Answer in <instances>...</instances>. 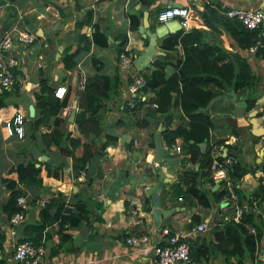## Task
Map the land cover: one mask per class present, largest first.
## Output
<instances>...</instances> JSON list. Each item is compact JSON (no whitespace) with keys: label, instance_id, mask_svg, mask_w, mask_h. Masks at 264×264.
Instances as JSON below:
<instances>
[{"label":"crops","instance_id":"0c3cea01","mask_svg":"<svg viewBox=\"0 0 264 264\" xmlns=\"http://www.w3.org/2000/svg\"><path fill=\"white\" fill-rule=\"evenodd\" d=\"M174 1L195 7L193 9L197 16L194 18L201 20L197 10L202 9L204 0ZM219 1L224 4L264 8V0ZM165 5H169V0H153L150 3H144L141 0H0V37L5 32L14 35L20 30L36 33L31 42L16 45L14 50L18 58L15 66V84L12 86L13 89L7 88L9 91L5 99L7 102H17L21 106L24 113L25 131L21 137L6 133L3 117L9 114L11 103L7 107L0 108V176L15 162L35 158V165L41 167L40 176L42 178L39 187L28 188L18 184V187L25 191L28 206L25 220L16 225L11 224L5 218V213L1 209V203L7 198L9 190L0 183V233L3 235L0 257L4 259L5 264H14L10 257L11 246L23 235V226L38 219L40 208L38 204L42 205L44 200L57 195V192L62 193L63 201L76 204L79 199V206L82 201L81 203H84L87 208H82V212L86 213V218L84 216L85 219H82L78 216L81 207L77 204L71 207L78 219L74 221L75 224L63 228L62 231L69 233L72 239L78 234V241L76 243L72 241L79 248L70 252L59 251L50 258L47 257V253L53 241L57 240L58 233L54 225H46L41 238L45 259L41 264H158L148 246L150 244L132 246L126 243L125 236L133 231H148L152 234L162 225H166L171 233L178 232L185 235L189 243L194 245L206 241L217 243L213 234L214 228L222 225L223 216L225 219L232 218L223 195L217 202L205 204L194 196L182 194L185 188L182 183L175 186L179 173L183 169L198 168L199 158L189 161L186 159L187 153L181 150L175 151L171 147L170 153L163 155L162 161L159 162L165 176L168 177L159 191V203L162 208L169 209L170 212L162 216L159 225L155 226L151 222V203L148 213L143 210V198L148 196L144 192V187L154 182L157 177L155 162L150 160L154 149L153 144H150V141L153 142L154 122L163 125L164 123L162 116H158L150 118V125L135 124V121L143 117L144 108H149V103H143L142 107L134 111L122 109L125 72L120 68L119 55L121 51L130 55L131 66L135 70L139 69L135 66L133 59L144 50L148 40L139 29L142 17L144 15L148 28L151 30L156 24L154 23L156 21L155 9ZM86 13L89 14L85 16ZM129 13L139 14L136 31L128 28ZM180 28L186 30L188 26ZM204 29L208 31L206 26ZM95 32H99L98 38L104 37L106 44L93 40L92 34ZM208 32L211 34L209 37L211 40H216L225 49H233L228 43L227 35L216 30ZM167 33L170 32L165 34ZM122 34L126 35V40L122 44L123 49L117 51V44L122 40ZM160 37L155 38L153 48L156 52L150 58L149 68L164 65L166 71L171 73L175 70V62L182 58V49L179 43L170 48L162 47ZM83 45H87V48H83ZM76 47L78 51L73 56L74 66L64 68L60 61L63 50L67 48L68 52H71ZM251 64L263 75L261 84L259 83L260 96L264 94V55L260 59L253 58ZM95 72L108 75L116 73L120 78L117 92L104 101L103 118L101 119L102 132H111L116 135L117 139L115 143L106 145L101 154L86 161L84 176L78 172L74 177L71 170V157L65 156L59 149L60 145L57 146L53 142L46 147L38 135L40 132H48L54 128L53 118L49 117L45 123L39 124L34 135L26 130V126L29 118L36 112L34 94L39 90L40 81L43 79L47 86L55 87L62 84L65 86V91L66 88L69 91L67 104L59 111V115L65 119L57 128L62 131L69 130L72 136H79L80 131L73 121L75 112L80 110L77 99L84 78ZM242 94L229 86H224L223 90L214 96L206 110L211 115L214 124L210 130L211 135L215 138L224 137L225 143L234 142L235 145H241L240 159L248 171L242 175L240 181L246 191L247 187L251 189L254 187L250 169L262 159L264 151L261 153L260 148L263 150L264 147L254 145L252 148L249 142L253 133L250 130L248 118L243 112L244 101L241 99L247 92L243 91ZM173 99H176L175 95ZM173 99L171 126L181 120V111L176 108L178 105L173 102ZM29 103L34 106L31 116L27 108ZM259 107L261 106L257 108L260 109ZM72 108H74V114L69 120L68 116ZM256 119L258 124L264 125V118L256 117ZM115 120H119V123L114 124ZM231 129L235 132L232 130L233 132L230 133ZM101 137L100 135L99 139ZM172 144H180V139L175 138ZM162 145L166 146L163 141ZM213 149H217L215 153H221V155L226 150L219 143L213 145ZM44 159H50L53 163L63 162V165L66 163L59 176L46 175L44 165L38 162ZM124 164L125 183L116 189L112 197L109 191ZM254 173L257 175L261 173V170L257 168ZM210 182H214L211 189L219 186L218 182L213 181L212 178L208 180L207 176L200 177L199 186L207 191ZM206 194L210 196L209 192ZM144 204L147 207V204ZM262 208L264 210V204ZM132 209H135V215L132 214ZM253 211H256L254 212L256 221L264 224V213L256 207ZM193 214L199 218L191 224ZM136 218L140 221H136ZM204 218L209 220L208 229L202 232L193 231L194 223ZM224 258L225 255L221 249L215 248L207 254L190 256L186 264H227ZM229 260L236 264L234 255H231ZM243 264H264V233L257 243L255 253L252 256L246 254Z\"/></svg>","mask_w":264,"mask_h":264},{"label":"trees","instance_id":"16d2710c","mask_svg":"<svg viewBox=\"0 0 264 264\" xmlns=\"http://www.w3.org/2000/svg\"><path fill=\"white\" fill-rule=\"evenodd\" d=\"M152 1L141 0L144 3H150ZM183 4L188 5L187 3ZM232 5L229 3L224 4L219 0H204L202 9L197 10L201 19L200 21L191 17L189 19L188 29L183 30L180 28L174 32L163 34L160 37V45L164 48L173 47L176 43H179L181 46L182 58L175 62V70L173 72L168 73L164 65L158 67L153 66L152 68L145 66L137 70L131 66L134 72L140 71L142 75L144 74V84L137 90L142 92L150 90L153 92V96L141 99V93L133 95L131 96L133 105H129L126 102L125 93H122V96H124L122 109L126 111L136 110L146 100L155 102V106L152 107L150 105L149 108H144L145 113L143 117L135 121V124L138 126L150 125L151 117L162 116L164 129L160 133L163 143L166 146H170L175 138H180L179 146L182 152L187 153L186 159L189 161L200 159L197 169H183L179 173L175 186L178 183L179 185L182 183L185 186L182 194L194 196L205 204L217 202L226 193V189L220 187L224 183L223 179L219 181V186H216L214 189L210 188L214 182H210L207 191L206 189H201L199 186L200 177L207 176V179L211 180V176H209V164L212 158L213 145L218 143L222 144L226 148V154L232 153L236 157V161L227 175L232 183L233 189L240 198L245 193L240 179L248 171V168H246L244 162L240 159V153L242 151L241 145H235L234 142L225 143L224 137L215 138L211 135L210 130L214 127V124L206 107L211 103L214 96L223 90L224 86H229L233 90L238 91L239 94H242L243 91L247 92L241 98L244 101L243 112L247 118V112L252 107H256L257 109L255 112L257 118H264V102L261 104L255 102L261 92L260 84L263 75L256 71L251 64L253 58L260 59L264 55V37L263 39H258L256 29H249L239 19L228 17L223 13V10ZM163 7L158 6L155 9V13ZM88 14L86 13L85 16ZM138 23L139 14L129 13L128 28L136 31ZM205 26L208 28V31L216 30L227 35L229 39L228 43L233 49H225L216 40H211L209 38L211 34L204 29ZM97 34L99 32L92 34L93 40L101 44H106L104 37L98 38ZM121 37L122 40L117 44V51L123 49L122 44L126 40L125 34H122ZM252 45L255 48L252 52H249L248 47ZM83 48H87V45H83ZM77 51L78 47L71 52H68L67 48L63 50L60 61L64 68L74 66L75 60L73 56ZM119 79L116 73L108 75L97 72L84 78L77 99V105L80 110L75 112L73 118V121L77 124L80 131L79 136H72L69 130L62 131L57 128L60 122L65 119L59 115V111L67 104L69 96L67 88L61 97H57L53 94L54 87L47 86L44 83L45 80L42 79L39 84V90L34 94L36 112L29 118L26 130L31 135H34L39 124L45 123L49 117L51 119L53 118L54 128L48 132H40L38 135L46 147L49 143L53 142L57 146L60 145L59 149L65 156L69 155L71 157V170L74 177L84 167L86 161L101 154L106 145L116 142L117 137L115 134L102 132L103 123L101 119L103 118L104 101L110 99L117 92L116 89ZM124 80L123 89L132 81L129 72H125ZM14 84L15 82L9 87L3 88L0 92V108L7 107L11 103L9 106V114L3 117L4 121L12 119L16 112L22 113L24 117L19 103L7 102L5 99V95L9 91L7 88L13 89L12 86ZM14 88L16 87L14 86ZM174 95L176 99H173ZM172 99L178 105L176 108H179L181 111L180 122L173 126L170 125L173 116L171 110ZM258 106H261V108L258 109ZM155 113H158V115H155ZM113 123L118 124L119 120H115ZM4 130L7 133L5 126ZM232 130L234 131V129H231L230 133L233 132ZM100 135L102 136L101 139H99ZM251 135L252 138L249 142L252 148L254 145H262L264 147V133L263 135ZM199 142L205 143V149L201 150L199 148ZM150 144H153V142L150 141ZM216 157L221 159L223 156L219 153ZM35 161V158L17 161L0 176V183L9 190L7 198L1 203V209L5 213L7 220L9 215L17 207L15 205L16 196L18 194L25 195L24 189H20L18 184L29 188L39 187L42 183L40 176L41 167L40 165H35ZM38 162L44 165L43 168L46 175L53 174L54 176H59L66 164L64 163L63 165V162L53 163L50 159H44ZM257 168L261 170V173L255 175L254 172ZM250 171V177L254 184V187L251 189L250 203L254 207L259 208L264 204V153L262 159L258 163H255ZM206 192H209L210 196ZM61 198L62 193L57 192V195L50 196L46 201L44 200V204H38V207H40L38 219L34 222L26 223L23 226V235L16 241L28 240L35 246L41 245L44 228L46 225L52 224L56 227L58 238L49 247L47 257L50 258L59 251L70 252L78 250L79 246L74 244L70 234L63 232L62 229L75 224L74 221L78 219V216L85 219L86 213L82 212V208H87L84 203H81L82 201H80L81 206H79L78 199L76 204L81 208L77 216L74 210L71 209L76 204L63 201ZM143 201V210L148 213L149 204L151 203L150 196H145ZM144 203L147 204V207H145ZM25 211L27 212V209ZM256 211L243 210L238 221L233 220L231 217L225 219L223 216L222 225L216 226L213 231L217 243L210 241L198 245L189 243L190 256L194 257L199 254H207L215 248H220L225 255L224 260L227 264H233L229 260L231 255L235 256L236 264H243L246 254L252 256L255 253L257 243L264 233V224H259L255 219L254 212ZM191 217V224L199 218L195 214ZM261 222L263 221L261 220ZM246 224H251L253 231H250L246 227ZM2 240L3 235L0 233V245ZM13 245L11 246L10 252H12ZM43 260L44 251L41 260L35 264H41ZM0 264H5L4 259L1 257Z\"/></svg>","mask_w":264,"mask_h":264},{"label":"built area","instance_id":"2783aa9c","mask_svg":"<svg viewBox=\"0 0 264 264\" xmlns=\"http://www.w3.org/2000/svg\"><path fill=\"white\" fill-rule=\"evenodd\" d=\"M196 11L189 5H167L159 9L156 14V23H164L168 20L175 19L179 22L180 27L188 26L189 19L196 17ZM223 13L228 17H235L249 29H256V34L259 38L264 37V8L262 7H244L239 5H232L223 10ZM36 36V33L28 30H20L16 34L12 35L9 32H5L0 37V92L3 88L9 87L15 80L14 67L18 63V58L14 52L16 45H22L24 43L31 42ZM255 46L248 47V51L252 52ZM120 68L124 72H129L132 77V81L126 85L123 89V93L126 96V102L129 105H133V99L131 96L141 93L140 98H150L153 96V92L146 90L142 92L137 90L144 84V74L140 71H133L131 68L132 58L124 51L119 55ZM143 71V69H142ZM65 86L62 84L56 85L53 90V94L57 97H61L64 94ZM144 103H149L152 107L155 106L154 101L146 100ZM6 131L10 134L21 137L25 131V121L22 113L16 112L12 119L4 121ZM171 147L175 151H180L179 144H171ZM171 147H169L171 149ZM217 149H212V158L209 164L210 176L213 181L218 182L221 179L224 183L220 187L226 189V193L223 194V198L226 200V204L229 208V215H232L234 220H238L243 210H254L255 207L250 203L251 188L247 187V190L240 198L237 192L233 189L232 183L228 178L227 173L231 170L232 165L236 161V157L231 154H222V158L216 157ZM79 174L84 176V167L79 170ZM253 203V201H252ZM16 209L9 215L8 221L11 224H19L26 218V211L28 206L27 197L24 194H18L15 198ZM135 209H132V214L135 215ZM140 221L136 218V221ZM209 220L204 218L193 225V231L202 232L209 227ZM246 227L253 231L251 224H246ZM153 237V240H151ZM127 244L132 246L148 245L152 251L153 257L158 264H185L190 259L189 241L185 235L178 232L171 233L166 225H162L152 234L148 231L131 232L125 236ZM43 255V248L41 245H33L28 240L16 241L13 245L10 257L13 259L14 264H35L39 262Z\"/></svg>","mask_w":264,"mask_h":264},{"label":"water","instance_id":"95a60500","mask_svg":"<svg viewBox=\"0 0 264 264\" xmlns=\"http://www.w3.org/2000/svg\"><path fill=\"white\" fill-rule=\"evenodd\" d=\"M169 5H180V2L169 0ZM179 28H180L179 22L175 19H171L164 23L155 24L153 28L150 30L148 28V22L145 20V17L143 15L142 23L139 26V29L141 32L144 33V35L147 36L148 40H147L144 50L134 57L133 62L135 66L138 68L143 67V66L150 67L149 65L150 58L156 52L153 48L155 38L157 36H162L166 32H172V31L178 30ZM255 102L256 103L264 102V94H261L260 96H258ZM27 108H28V114L30 116L33 115L34 106L32 105V103H29ZM256 110H257L256 107H252L248 111V122L250 123V126H251L250 130L254 135H263L264 125L258 124V121L255 117ZM73 114H74V108H72L69 113V116H68L69 120L72 119ZM163 129H164L163 124L154 122V131H153V146H154L153 148L154 149H153L151 160L155 162L154 168L156 169L157 177L154 182L144 187V192L150 195V198H151V208H150L151 222L155 226L159 225V222L162 216L170 212L169 209L162 208L159 203V191L161 190L164 182L168 180V177L165 176L164 171L162 170L159 162L162 161L163 155L170 153V149L162 145L160 132ZM198 145L201 150L205 148L204 142H199ZM262 151H263L262 148H260L261 153ZM124 169H125V164L122 166L121 171L115 183L113 184V186L111 187L109 191V194L112 197H114V193L117 191L116 189L125 183ZM78 239H79V235L76 234L74 235L72 240L76 243Z\"/></svg>","mask_w":264,"mask_h":264},{"label":"rangeland","instance_id":"374dc122","mask_svg":"<svg viewBox=\"0 0 264 264\" xmlns=\"http://www.w3.org/2000/svg\"><path fill=\"white\" fill-rule=\"evenodd\" d=\"M259 96V95H258ZM259 104H261V103H259ZM8 133V132H7ZM9 134V133H8ZM9 135H13V133H10ZM180 139V138H179ZM181 141V140H180ZM199 146V145H198ZM200 148V147H199ZM248 154H250V153H248ZM151 160V159H150ZM151 162H152V160H151ZM258 209V208H257ZM259 210H260V212H262V213H264V210H263V208H262V206H260L259 207ZM264 219V218H263ZM44 259H45V256H44Z\"/></svg>","mask_w":264,"mask_h":264},{"label":"clouds","instance_id":"9594fccd","mask_svg":"<svg viewBox=\"0 0 264 264\" xmlns=\"http://www.w3.org/2000/svg\"><path fill=\"white\" fill-rule=\"evenodd\" d=\"M156 24H159V23H156ZM165 147H168V148H169V147H171V145H170V146H165ZM169 149H170V148H169Z\"/></svg>","mask_w":264,"mask_h":264}]
</instances>
